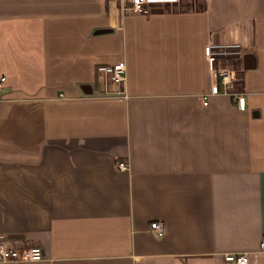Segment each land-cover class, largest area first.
Listing matches in <instances>:
<instances>
[{
  "label": "crops",
  "instance_id": "crops-1",
  "mask_svg": "<svg viewBox=\"0 0 264 264\" xmlns=\"http://www.w3.org/2000/svg\"><path fill=\"white\" fill-rule=\"evenodd\" d=\"M1 77L0 237L44 257L0 264H264V0H0Z\"/></svg>",
  "mask_w": 264,
  "mask_h": 264
},
{
  "label": "built area",
  "instance_id": "built-area-1",
  "mask_svg": "<svg viewBox=\"0 0 264 264\" xmlns=\"http://www.w3.org/2000/svg\"><path fill=\"white\" fill-rule=\"evenodd\" d=\"M179 0H118L121 11L125 14H150L154 9L167 10ZM241 46L238 43H208L206 49V61L210 70L217 73L218 80L227 92L236 79V72L225 65L230 58L241 57ZM97 71L111 80L113 83H122L125 79V67L122 63L99 66ZM5 78H0V91ZM234 101L239 109L245 107V97L241 94L234 96ZM202 104H207L206 95L202 96ZM117 168L121 171L129 169L127 162L120 161ZM149 233L161 239L165 234L164 224L162 222H152L148 228ZM260 251L264 253V238L260 242ZM44 257L41 248H18L9 243V241L0 237V262H38ZM223 260L228 264H248L249 259L245 254L224 255Z\"/></svg>",
  "mask_w": 264,
  "mask_h": 264
},
{
  "label": "water",
  "instance_id": "water-1",
  "mask_svg": "<svg viewBox=\"0 0 264 264\" xmlns=\"http://www.w3.org/2000/svg\"><path fill=\"white\" fill-rule=\"evenodd\" d=\"M164 10L163 9H154L152 11V13H162ZM104 32H107L106 29H103V30H98L97 33H104ZM252 55L250 54H245L243 55V59H242V63H243V68L244 69H250V68H253L254 67V64L252 65L250 63V58H251ZM91 91H88L86 93H89ZM22 237L21 236H17V235H10V236H7V240H17V239H21Z\"/></svg>",
  "mask_w": 264,
  "mask_h": 264
}]
</instances>
